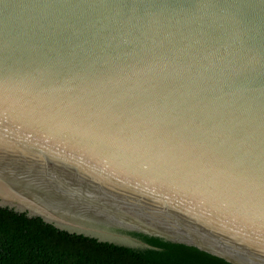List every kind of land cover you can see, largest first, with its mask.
I'll return each instance as SVG.
<instances>
[{
	"label": "water",
	"instance_id": "obj_1",
	"mask_svg": "<svg viewBox=\"0 0 264 264\" xmlns=\"http://www.w3.org/2000/svg\"><path fill=\"white\" fill-rule=\"evenodd\" d=\"M0 208L264 264V0H0Z\"/></svg>",
	"mask_w": 264,
	"mask_h": 264
},
{
	"label": "trees",
	"instance_id": "obj_2",
	"mask_svg": "<svg viewBox=\"0 0 264 264\" xmlns=\"http://www.w3.org/2000/svg\"><path fill=\"white\" fill-rule=\"evenodd\" d=\"M115 231L138 245L71 234L41 218L0 208V264H232L196 247L139 232Z\"/></svg>",
	"mask_w": 264,
	"mask_h": 264
}]
</instances>
